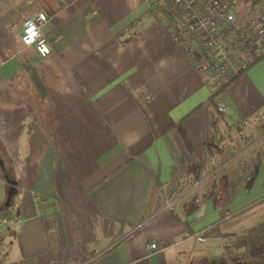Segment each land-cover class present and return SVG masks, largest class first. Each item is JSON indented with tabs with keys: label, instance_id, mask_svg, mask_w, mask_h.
I'll return each instance as SVG.
<instances>
[{
	"label": "crops",
	"instance_id": "1",
	"mask_svg": "<svg viewBox=\"0 0 264 264\" xmlns=\"http://www.w3.org/2000/svg\"><path fill=\"white\" fill-rule=\"evenodd\" d=\"M261 10L238 2L244 20ZM38 11L47 56L21 39ZM258 57L214 94L144 0H0V155L17 188L0 264L248 261L240 224L264 200Z\"/></svg>",
	"mask_w": 264,
	"mask_h": 264
},
{
	"label": "built area",
	"instance_id": "2",
	"mask_svg": "<svg viewBox=\"0 0 264 264\" xmlns=\"http://www.w3.org/2000/svg\"><path fill=\"white\" fill-rule=\"evenodd\" d=\"M144 1L148 13L165 22L172 39L204 72V79L214 86V91L250 67L264 49V10L256 19L244 20L238 14L239 0ZM246 1L260 5L264 0ZM47 19L44 11H38L25 19L21 30L22 42L34 46L40 55L41 47L46 45L50 50L41 30ZM216 108L219 112L226 109V102L220 97L216 99ZM1 205L0 200V208ZM13 220L0 212V233ZM197 238L206 239L203 232ZM150 246L161 249L156 242Z\"/></svg>",
	"mask_w": 264,
	"mask_h": 264
},
{
	"label": "rangeland",
	"instance_id": "3",
	"mask_svg": "<svg viewBox=\"0 0 264 264\" xmlns=\"http://www.w3.org/2000/svg\"><path fill=\"white\" fill-rule=\"evenodd\" d=\"M254 209L253 215L255 216L250 219V222L240 224L239 229L246 230L249 228L251 231L249 241L252 242V249L247 253L248 261L242 262L243 258L241 257L239 264H264V200L261 205ZM230 215L228 213V216Z\"/></svg>",
	"mask_w": 264,
	"mask_h": 264
},
{
	"label": "water",
	"instance_id": "4",
	"mask_svg": "<svg viewBox=\"0 0 264 264\" xmlns=\"http://www.w3.org/2000/svg\"><path fill=\"white\" fill-rule=\"evenodd\" d=\"M0 166L5 171V162L4 159L1 157V155H0ZM4 176L7 182L10 184L7 190V196L5 198L4 205L9 206L11 204L12 198L17 192L16 180L11 178L6 172H4Z\"/></svg>",
	"mask_w": 264,
	"mask_h": 264
},
{
	"label": "trees",
	"instance_id": "5",
	"mask_svg": "<svg viewBox=\"0 0 264 264\" xmlns=\"http://www.w3.org/2000/svg\"><path fill=\"white\" fill-rule=\"evenodd\" d=\"M259 57H257V59H258ZM256 59V60H257ZM227 83H224V84H220L219 86H218V89L214 92V94H217L225 85H226ZM5 172L6 173H8V171H7V168L5 169ZM12 202H13V198H12V201H11V204H12ZM10 204V205H11ZM9 205V206H10ZM9 206H5L4 204L1 206V211H6L8 208H9ZM214 232V230H212L211 228H209V229H206L205 231H204V234L205 235H209V234H211V233H213Z\"/></svg>",
	"mask_w": 264,
	"mask_h": 264
},
{
	"label": "clouds",
	"instance_id": "6",
	"mask_svg": "<svg viewBox=\"0 0 264 264\" xmlns=\"http://www.w3.org/2000/svg\"><path fill=\"white\" fill-rule=\"evenodd\" d=\"M28 23H29V25H31V21H29ZM49 51L50 50L46 45L40 48V52L42 55L47 56L49 54Z\"/></svg>",
	"mask_w": 264,
	"mask_h": 264
}]
</instances>
